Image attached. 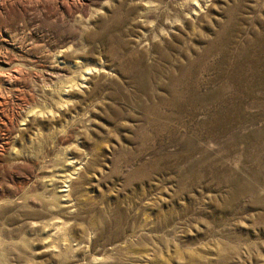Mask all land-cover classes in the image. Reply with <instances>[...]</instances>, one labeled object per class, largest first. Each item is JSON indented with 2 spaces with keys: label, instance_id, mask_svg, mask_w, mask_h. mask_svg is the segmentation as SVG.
<instances>
[{
  "label": "rangeland",
  "instance_id": "374dc122",
  "mask_svg": "<svg viewBox=\"0 0 264 264\" xmlns=\"http://www.w3.org/2000/svg\"><path fill=\"white\" fill-rule=\"evenodd\" d=\"M0 264H264V0H0Z\"/></svg>",
  "mask_w": 264,
  "mask_h": 264
},
{
  "label": "bare ground",
  "instance_id": "6f19581e",
  "mask_svg": "<svg viewBox=\"0 0 264 264\" xmlns=\"http://www.w3.org/2000/svg\"><path fill=\"white\" fill-rule=\"evenodd\" d=\"M68 177H69V175H68ZM64 178V177H63ZM62 175H58V177L54 180V182H59V181H61L62 179Z\"/></svg>",
  "mask_w": 264,
  "mask_h": 264
}]
</instances>
